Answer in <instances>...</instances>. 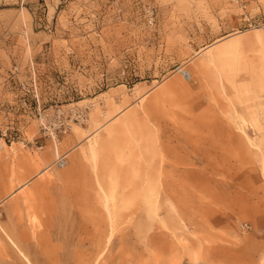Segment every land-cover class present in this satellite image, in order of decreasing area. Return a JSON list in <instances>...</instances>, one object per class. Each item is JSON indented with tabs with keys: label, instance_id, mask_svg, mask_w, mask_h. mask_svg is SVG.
<instances>
[{
	"label": "rangeland",
	"instance_id": "374dc122",
	"mask_svg": "<svg viewBox=\"0 0 264 264\" xmlns=\"http://www.w3.org/2000/svg\"><path fill=\"white\" fill-rule=\"evenodd\" d=\"M250 1L0 0V264H264Z\"/></svg>",
	"mask_w": 264,
	"mask_h": 264
},
{
	"label": "crops",
	"instance_id": "0c3cea01",
	"mask_svg": "<svg viewBox=\"0 0 264 264\" xmlns=\"http://www.w3.org/2000/svg\"><path fill=\"white\" fill-rule=\"evenodd\" d=\"M232 1H234V2H236L238 5H239V3L241 4L240 5V7L241 8H246V7H248L250 4L249 3H251V1L250 0H239V1H237V0H232ZM245 1H247V4H245L244 2ZM243 19L245 20V21H250L251 20V16L249 15V13L248 12H244L243 13ZM89 152H90V159H91V161L93 162V169L94 170H96V168H97V148H95V143L93 144H90V147H89ZM59 156V155H58ZM96 175H97V172H96ZM96 183H97V185H98V187H99V189L101 190V191H103V188H102V186H101V184H100V182H99V180H98V176L96 177ZM71 189H73L72 187L70 188V190ZM69 190V188H64V191H62L63 192V197L67 200V202L69 201L68 200V198H67V191ZM75 200H77V201H79V198H76ZM69 203V202H68ZM103 204H104V207H105V210H106V212H107V218L109 219V220H111V213H110V210H109V205H108V201H107V198L104 196V198H103ZM84 208L83 209H79V213L77 212H75V213H72V209L73 208H71V206L68 204V209H69V211H70V214L71 215H73V216H75V217H79L81 214H83L85 211H86V209H87V207L86 206H83ZM10 240V239H9ZM19 251H21V250H19ZM22 253H23V251H21Z\"/></svg>",
	"mask_w": 264,
	"mask_h": 264
},
{
	"label": "bare ground",
	"instance_id": "6f19581e",
	"mask_svg": "<svg viewBox=\"0 0 264 264\" xmlns=\"http://www.w3.org/2000/svg\"><path fill=\"white\" fill-rule=\"evenodd\" d=\"M56 166H63L64 162L63 159L59 158L56 160ZM67 198L69 200V205L71 206L72 209V213H79V209H83L84 207L79 204V201L75 200L76 198H79V192H75V190L69 188V190L67 191ZM85 233V230H82V233ZM11 241V240H10ZM12 242V241H11ZM13 243V242H12ZM14 244V243H13ZM21 255H23V258L27 261L28 264H30L29 260L27 259V257L20 251Z\"/></svg>",
	"mask_w": 264,
	"mask_h": 264
},
{
	"label": "built area",
	"instance_id": "2783aa9c",
	"mask_svg": "<svg viewBox=\"0 0 264 264\" xmlns=\"http://www.w3.org/2000/svg\"><path fill=\"white\" fill-rule=\"evenodd\" d=\"M237 1H239V0H237ZM249 25H251V24H249Z\"/></svg>",
	"mask_w": 264,
	"mask_h": 264
}]
</instances>
